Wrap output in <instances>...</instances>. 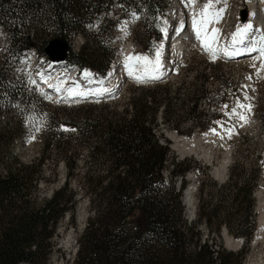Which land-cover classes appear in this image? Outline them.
Here are the masks:
<instances>
[{
    "label": "trees",
    "instance_id": "16d2710c",
    "mask_svg": "<svg viewBox=\"0 0 264 264\" xmlns=\"http://www.w3.org/2000/svg\"><path fill=\"white\" fill-rule=\"evenodd\" d=\"M113 3L125 9L121 16L126 17L131 9L136 12L146 34L148 28L160 29L166 16L165 0H0L6 50L15 61L31 49L41 57L50 40L67 41L71 35H80L83 43L77 52L68 49L65 66L76 67L78 75L87 70L103 79L113 50L107 42L98 45L96 34H87L86 27L111 12ZM110 29L105 30L106 37ZM159 38L157 34L155 40ZM191 60L186 58L183 64ZM195 78L201 84L178 103L173 102L178 89L173 92L169 83L135 85L126 86L116 100L79 105L64 114V120L57 113L47 115L49 127L39 158L24 160L14 150L21 141L19 133L32 126L29 120L24 115L14 122L0 118V264H49L58 225L66 213L73 215L77 193L86 198L90 217L72 264H243L244 249H226L221 232L225 229L241 238L244 247L251 242L261 155L249 170L233 163L222 184L209 179L205 169L196 190V213L188 221L180 197L186 173L197 167V160L170 158V142L157 135L160 125L188 135L209 128L200 110L208 77L201 73ZM34 101L39 106L46 102L25 80L20 86L0 81V116L17 110L25 114ZM258 101L254 111L264 126V96L259 94ZM178 113L188 117L186 124V118H177ZM56 125L67 131H50ZM72 143L85 151L84 158L92 167L78 168L80 155L71 152ZM48 151L66 161L65 181L41 199V187L56 180L55 170L49 173L52 180L46 178L43 161ZM166 164L169 181L162 176ZM245 172L248 177L243 176ZM71 182L77 191L70 189ZM135 211L145 216L142 233L131 230L130 217Z\"/></svg>",
    "mask_w": 264,
    "mask_h": 264
},
{
    "label": "rangeland",
    "instance_id": "374dc122",
    "mask_svg": "<svg viewBox=\"0 0 264 264\" xmlns=\"http://www.w3.org/2000/svg\"><path fill=\"white\" fill-rule=\"evenodd\" d=\"M167 2L166 17L163 18L161 28L166 29V34L161 32L158 28H148V34L144 33L140 18L133 20L131 9L128 15L121 16L125 9L118 4L113 3L112 11L104 13L102 16H98L97 21L93 25L86 27L87 34H96L95 40L98 45L107 42L110 48L113 50V58L109 64L108 73L103 78H98L95 74L90 78H85L82 75L73 74L72 71L65 67L62 63H53L51 61L43 62V58L37 57L36 52L32 53L29 50L24 56L18 58L15 61L13 55L6 50L8 38L2 26L0 25V81L5 82L10 86L22 85L25 83L28 87L34 88L40 92L45 98L44 105H38L36 101L32 102L30 109L22 114L17 112L19 110L10 111L9 113H2L1 120L14 122L18 118L24 115L26 120L31 118L32 126L22 130L17 138L21 141L14 145L15 152H19L20 156L24 160L39 158L43 155V135L47 126V115L57 113L58 119H65L64 114L71 113V109L82 104H97L104 101H113L119 98L126 86H153L155 84L169 83L172 85V91L178 89L175 103H178V99L183 100L186 94L197 88L201 81L195 77L199 74L206 75L208 81L204 82L205 96L200 100V110L203 113L201 117L203 120L210 123L208 129L199 131L195 130L191 134H179L173 128H168L165 125L158 127L157 135H164L166 137L170 135H176L180 144L184 143L188 149L190 143L194 142L191 152L187 149L178 151L173 149V144L170 142V158L176 157L177 159L183 158H195L197 160V167L186 173L184 181L186 183L185 189L181 193V205L184 207V217L191 221L194 219L196 213V190L198 183L202 178L201 174L206 169L209 179L216 181L218 184L224 183L228 178V170L233 163L243 164L246 170L254 168L257 160V156L260 154L262 158L261 166V178L258 180L254 189L253 197L255 199V212L257 213L256 229L251 242L244 247L242 245L238 248L235 242L242 240L241 238H235L228 234L225 229H222V242L224 247L228 250L237 251L244 249L246 252L245 260L243 264H257L258 260L263 257L264 254V231L258 230V219L264 216V126H261L259 119L255 114V107L258 101L259 94L264 96V79L256 76L255 68L252 67L254 58L259 53L255 52L249 58H236V60H230L227 57L224 58L220 55L215 61L210 58V55L204 51L200 42L196 39L192 30V18L190 17L193 12H198L207 0H196L194 6L186 7L182 0H165ZM245 0H227V8L223 14L222 20L211 27H217L220 29V42L225 43L230 38L232 32L235 31L238 25H243L247 22L241 21L242 11H246L248 16V7ZM223 6L217 4V8ZM259 6V20L257 24H253V33L250 34L249 41L252 38L259 39L261 34H264V2ZM139 17V15L136 13ZM180 15V16H179ZM183 18V28L185 29L181 34L180 30L172 39L170 37L171 31L176 24L179 25V19ZM180 17V18H179ZM261 20V22H260ZM186 22V23H185ZM126 25L127 35L125 31H122ZM110 29L109 36H105V30ZM167 27V28H166ZM259 29L260 31H256ZM151 32V33H150ZM160 35L158 40H155L156 35ZM166 39L162 41L163 39ZM69 48L73 52H77L83 43V38L80 35H71L67 40ZM162 47V63L163 68L169 65L171 70L168 74H165L164 78L160 80H146L145 82H137L133 77L128 75L127 70L124 67V58L128 55H147L150 58L154 56L156 48ZM241 48L245 45L239 46ZM192 58L190 63L183 64L186 58ZM256 68L260 66L259 61H255ZM215 66V67H214ZM42 73L44 80H41L40 75ZM264 75V73H262ZM251 77V79H248ZM34 80L35 84L29 83V80ZM91 80V82H90ZM102 80L103 84L96 83V81ZM47 81V82H45ZM59 81H63V89L60 93H57L53 88L48 85L56 84ZM191 84H194L191 86ZM79 86L80 91H95L96 89L103 87L112 89L110 92H106L102 95L89 94L86 97L82 96H69L66 89L74 86ZM245 91L250 97V102L253 105L251 115L249 117L250 122L243 127L239 126L237 120H228V117L224 115L222 106L227 104L229 109L235 105L237 98L243 101ZM61 95V96H60ZM86 98V99H85ZM169 98H173V93ZM60 114V117H59ZM177 118L183 117V122H188V117L185 114L178 113ZM216 121L227 122L225 127L236 125V134L231 139H221L219 136L212 135L210 129H217L220 131ZM57 122V121H55ZM58 122H61L59 120ZM40 127V131H36V127ZM63 125H56L52 127L50 131H67ZM223 134V133H222ZM35 139H31L32 136ZM181 139V141H180ZM31 140V142H29ZM183 140V141H182ZM185 140V142H184ZM192 140V142H191ZM190 141V142H189ZM189 142V143H186ZM189 146V147H188ZM74 151L80 156L77 158L76 165L78 168L92 167L87 159H85V151L81 147H77L72 143ZM49 152V156L43 161L44 168L46 170V178L51 179L50 171H56V180L51 181L47 185L41 187L39 197L41 199H47L52 190L61 187L65 181V165L66 161L62 159V155L54 156ZM57 152H59L57 150ZM60 153V152H59ZM47 154V153H46ZM45 154V156H46ZM207 154V155H206ZM196 156V157H195ZM167 169L163 170L164 180L169 181V164ZM245 177H248L246 172ZM180 180L178 179L175 186H178ZM71 190H76V184L71 182ZM192 189V190H191ZM190 190L191 199L193 201V214L188 211L185 205L186 191ZM76 204L72 213H66L61 220L57 228V236L55 237L56 247L50 256L49 264H72L78 247V240L87 224V219L90 217L87 200L82 198L79 193L76 195ZM195 211V212H194ZM192 216V217H191ZM131 230L136 229L142 233L145 228V216L139 211L133 212L130 217ZM260 231V232H259ZM70 235V238H69ZM202 235L206 237L205 230L202 231ZM69 238L70 243L66 246V241ZM231 239L230 246H226L225 239ZM256 238V239H255Z\"/></svg>",
    "mask_w": 264,
    "mask_h": 264
},
{
    "label": "snow or ice",
    "instance_id": "6c2138e0",
    "mask_svg": "<svg viewBox=\"0 0 264 264\" xmlns=\"http://www.w3.org/2000/svg\"><path fill=\"white\" fill-rule=\"evenodd\" d=\"M196 0H182V3H185L186 7L194 6ZM217 4H222L223 6L217 8ZM227 8V0H207L203 7L198 12H193L192 14V30L196 36V39L200 42L201 47L210 55V58L215 61L220 55H223L227 58H232L235 56L241 55L243 52H258L259 55L254 58V63L252 67L255 68L256 76L258 78L264 79V34H261L259 39L252 38L249 41L250 34L253 33V24L248 22L243 25H238L234 32L231 33L230 38L225 43L220 42V29L217 27H211L210 25L218 24L222 18L223 14ZM133 20L139 19L136 13H132ZM183 23L177 32L182 30ZM122 31H125L127 35L126 25L122 28ZM161 32L166 34V29L161 28ZM256 31H260L256 29ZM245 45L241 48L239 46ZM162 45L156 48L154 56L150 58L147 55H128L124 58V67L128 72V75L133 77L137 82H145L146 80H158L164 74L162 72L163 63H162ZM258 60L260 66L256 68L255 61ZM41 80H44L42 73H38ZM91 73L87 70L84 71L83 76L85 78H90ZM251 79V77H248ZM47 82V81H45ZM91 82V80H90ZM29 83L35 84L34 80H29ZM63 81H59L56 84L49 83V87L53 88L57 93H60L63 89ZM96 83L103 84L102 80L96 81ZM69 96H82L86 97L89 94L102 95L106 92L112 91V89L100 87L95 91H80L79 86H74L66 89ZM250 97L245 91L243 96V101L237 98L235 105L231 107L230 110L227 104L222 106L224 115L228 117V120H237L240 127L248 124L250 122L249 117L252 112L253 105L248 102ZM31 122V118H29ZM220 131L213 128L210 129L212 135L219 136L221 139L225 137L231 139L233 135L236 134V125H231L225 127L227 122L216 121L215 122ZM37 132L40 131V127L37 126L35 129ZM67 130V129H64ZM223 133V134H222ZM31 139H35L33 135ZM31 142V140L29 141Z\"/></svg>",
    "mask_w": 264,
    "mask_h": 264
},
{
    "label": "bare ground",
    "instance_id": "6f19581e",
    "mask_svg": "<svg viewBox=\"0 0 264 264\" xmlns=\"http://www.w3.org/2000/svg\"><path fill=\"white\" fill-rule=\"evenodd\" d=\"M247 3V7H248V16H247V22H250V23H252V22H255L256 24H257V22H258V20H259V12H258V8H259V6L258 5H260L261 3H262V1L264 2V0H245ZM135 13V12H134ZM103 15V14H102ZM101 15V16H102ZM180 16V15H179ZM191 18H192V15L190 16ZM180 18V17H179ZM261 18V17H260ZM192 20V19H191ZM179 24H181V23H184V22H181V21H183V18H182V16H181V19H179ZM192 22V21H191ZM260 22H261V20H260ZM186 23V22H185ZM192 24V23H191ZM185 27H186V25H185ZM185 27H184V29H185ZM192 27V26H191ZM184 29L181 31V34L183 33V31H184ZM172 33V32H171ZM163 41V40H162ZM255 52H252V53H248V52H243L241 55H239V56H235V57H232V58H228V59H230V60H236V58H238V57H240V58H249V57H251L252 56V54H254ZM224 58H226V57H224ZM240 58H238V59H240ZM162 59H164L163 58V55H162ZM163 61V60H162ZM167 67H168V65H166V67H164V69H163V75L161 76V78L160 79H162V78H164L165 76V74H166V69H167ZM72 69H74V68H72ZM75 70V69H74ZM160 79H158V80H160ZM61 96V95H60ZM172 144H173V149H176V150H178V151H182V150H185V149H187L186 147H185V145H184V143H181L180 144V142H179V139L176 137V135H170V136H168V137H166ZM180 141H181V139H180ZM183 141V140H182ZM184 142H185V140H184ZM190 142V141H189ZM189 142H186V143H189ZM191 142H192V140H191ZM191 145H190V147L187 149L189 152H191L192 150H194V148H193V145L192 144H194V142H192V143H190ZM195 145V144H194ZM207 155V154H206ZM192 190V189H191ZM193 194V193H192ZM191 192H190V190H187L186 191V198H185V205H186V207H187V209H188V211L189 212H191L192 214H193V207H192V203L193 202H191V201H193L192 199H191ZM258 222H259V226H258V230H260V231H264V216L263 217H261V218H259L258 219ZM259 231V232H260ZM69 238H70V235H69ZM69 238L67 239V241H66V246L68 247V244L70 243V240H69ZM256 239V238H255ZM232 240L231 239H225V242L226 243H228V244H230V242H231ZM239 243H240V241H236L235 242V244H236V246H238L239 245ZM257 264H264V254H263V257L260 259V260H258V263Z\"/></svg>",
    "mask_w": 264,
    "mask_h": 264
},
{
    "label": "water",
    "instance_id": "95a60500",
    "mask_svg": "<svg viewBox=\"0 0 264 264\" xmlns=\"http://www.w3.org/2000/svg\"><path fill=\"white\" fill-rule=\"evenodd\" d=\"M246 17H247L246 11L243 10L241 13V21L245 22ZM68 49H69V45L67 41L63 38H59L47 42L44 46L43 53L49 59V61L53 63H58V62H63L65 60ZM164 137L166 136L164 135ZM162 145L165 144L162 143ZM224 243L226 246H230L228 243L225 242V240ZM241 244H242V240H240L238 248L241 246Z\"/></svg>",
    "mask_w": 264,
    "mask_h": 264
}]
</instances>
